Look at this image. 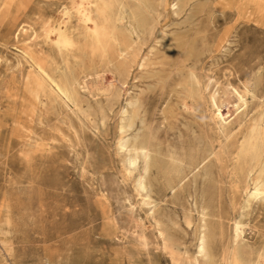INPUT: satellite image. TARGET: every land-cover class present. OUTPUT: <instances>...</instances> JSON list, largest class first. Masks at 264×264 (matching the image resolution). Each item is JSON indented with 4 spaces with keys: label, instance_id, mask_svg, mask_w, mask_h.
<instances>
[{
    "label": "rangeland",
    "instance_id": "obj_1",
    "mask_svg": "<svg viewBox=\"0 0 264 264\" xmlns=\"http://www.w3.org/2000/svg\"><path fill=\"white\" fill-rule=\"evenodd\" d=\"M111 1L126 6L106 60L75 59L69 51L67 22H76L81 0H30L15 22L0 25V264H173L117 151L125 103L140 99L162 148L200 135L215 150L212 92L225 100L222 94L233 89L249 91L244 113L227 128L233 140L241 135L239 123L264 106V0H147V10L133 0ZM23 44L55 60L73 80L77 106L45 87L31 120L18 113L30 65ZM228 101L236 102L233 94ZM224 180L221 206L232 246L238 205L233 210ZM161 199L184 228L183 208L191 199ZM245 220L246 252L252 249L246 260L261 250L264 264V204L254 203ZM180 235L192 258L190 231ZM214 264L222 263L216 258Z\"/></svg>",
    "mask_w": 264,
    "mask_h": 264
},
{
    "label": "bare ground",
    "instance_id": "obj_2",
    "mask_svg": "<svg viewBox=\"0 0 264 264\" xmlns=\"http://www.w3.org/2000/svg\"><path fill=\"white\" fill-rule=\"evenodd\" d=\"M29 1L3 0L0 25L6 20L15 22L17 13L21 8L24 10ZM133 1L138 7L148 9L147 0ZM125 6L120 2L114 7L111 0H81L77 20L75 23L68 20L65 33L72 57L77 59L97 55L101 60L108 59L112 45L118 40L117 22L124 17ZM142 26L139 24L138 27ZM59 43L60 40L53 41L58 48ZM20 51L30 61L22 82L20 115L28 120L33 118L37 104L42 103L45 87L63 102L77 106L75 83L69 76L60 73L61 68L55 60L35 53L25 44ZM65 65L68 68V62ZM190 86L193 89L197 87L193 75ZM229 93L234 95L235 103L228 101ZM248 94L247 89H233V92L222 94L225 100L221 99L218 90L210 95L211 118L217 125V150L207 137L200 135L162 148L141 112L142 104L137 97L129 99L120 112L117 151L125 173L132 180L134 191L140 198V205L146 209V217L173 264H214L216 258L222 264H260L261 250L256 252L254 259L246 260V255L252 254V249L246 252L250 245L244 233L248 226L245 220L248 210L254 203L264 204V106L250 121L239 123L242 128L239 138L233 140L227 133V128L244 113ZM250 95L253 97V93ZM223 103L225 111L222 110ZM22 125L20 129L27 132ZM224 179L227 180V196L233 210L238 205L239 216L233 221L232 246L229 245L228 214L221 206ZM167 194L172 202H188L191 199V203L183 208L181 219L184 228L166 211V206L161 205V198ZM188 230L194 248L192 258L188 255L184 237L180 235L187 234ZM139 238L144 244L147 243L144 235Z\"/></svg>",
    "mask_w": 264,
    "mask_h": 264
}]
</instances>
